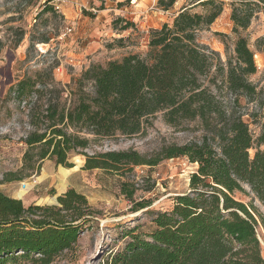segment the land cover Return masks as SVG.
Masks as SVG:
<instances>
[{"label": "trees", "instance_id": "obj_1", "mask_svg": "<svg viewBox=\"0 0 264 264\" xmlns=\"http://www.w3.org/2000/svg\"><path fill=\"white\" fill-rule=\"evenodd\" d=\"M175 1L160 0V5L168 9ZM232 2L235 29H246L260 2ZM197 6L205 7L206 12H193ZM222 11L221 0H192L172 24L152 29L149 59L130 54L106 66H91L78 79L76 89L70 88L71 96L76 97L70 104L62 98L66 88L56 84L42 83L43 89H39L35 88L38 81L26 78L13 87L17 98L32 92L51 94L40 113L43 125L31 111L34 129L24 139L23 168L32 173L41 169L46 158L73 167L69 159L72 150L85 155L86 170L120 173L176 157L198 163L190 178L191 193L178 196L171 211L157 212L151 232L130 229L127 235L131 239L107 264H264L257 235L258 227L264 230V214L234 197L236 191H244L245 183L264 205V122L255 138L235 108L241 96L253 99L259 94L249 79L258 70L254 52L247 38L239 37L235 56L224 64L219 54L197 37ZM128 27L127 23L123 29ZM258 44H264V37ZM85 81H90L92 91L85 90ZM224 91L236 96L233 104L226 102ZM260 105L264 106V101ZM159 113L174 126L199 120L207 134L201 142L164 146L152 156L134 149L85 151L101 139L144 133ZM213 138L218 139V146ZM252 148L256 149L254 156L250 155ZM14 179L22 177L5 173L0 185ZM58 202L25 206L20 198L0 188V264L15 259L17 252L37 263L50 264L77 242L96 211L87 197L73 188L60 195Z\"/></svg>", "mask_w": 264, "mask_h": 264}, {"label": "rangeland", "instance_id": "obj_2", "mask_svg": "<svg viewBox=\"0 0 264 264\" xmlns=\"http://www.w3.org/2000/svg\"><path fill=\"white\" fill-rule=\"evenodd\" d=\"M221 1L222 13L198 32V41L217 52L227 64L229 58L235 56L238 38H247L258 69L249 79L257 86L259 94L253 99L241 96L235 108L243 114L257 138L264 122V106L260 105L264 101V44H258L264 37V3L257 0L260 7L250 25L236 30L231 19L232 0ZM191 2L176 0L165 9L160 0H69L62 4L58 0H0V178L5 173L22 177L5 181L0 188L20 198L25 206L32 203L59 205L57 195L73 188L83 193L96 211L77 242L50 264H107L131 239L127 235L130 229H135L136 233L151 232L157 212L171 211L178 196L191 193L190 178L199 165L187 157H176L163 159L154 166L136 165L120 173L101 168L86 170L83 169L85 155L72 150L69 159L73 167L56 165L53 159L46 158L41 169L32 173L23 168L27 149L24 139L34 129L31 111L34 110L35 121L43 125L40 113L51 94L32 92L17 98L13 87L26 78L38 81L35 88L39 89H43L42 83L56 84L66 88L62 98L70 104L76 99L71 96L70 88L76 89L78 79L91 66H106L130 54L149 59L152 29H160L164 23L172 24L182 7ZM59 3L61 10L56 7ZM193 12L205 13L206 9L197 6ZM127 23L129 27L123 29ZM70 26L73 31L65 35ZM84 88L92 91L90 81L84 82ZM222 93L226 102L233 104L236 96L226 91ZM205 134L199 120L174 126L159 113L144 133L101 139L85 151L93 154L134 149L152 156L164 146L201 142ZM212 142L218 146L217 138ZM255 151V148L250 149V155L254 156ZM243 188L244 191H236L234 197L252 204L264 214V205L250 186L243 183ZM263 234L262 227H258L264 257ZM20 253L6 264H40L21 257Z\"/></svg>", "mask_w": 264, "mask_h": 264}, {"label": "built area", "instance_id": "obj_3", "mask_svg": "<svg viewBox=\"0 0 264 264\" xmlns=\"http://www.w3.org/2000/svg\"><path fill=\"white\" fill-rule=\"evenodd\" d=\"M61 4L62 3H67L69 0H58ZM60 3L56 5L57 9L61 10V6H60ZM75 4L78 6V7H81L80 9H82V6L78 3V2H75ZM73 31V27H67L66 31L64 32V34L66 35L68 32H72ZM59 70H61V67L58 68Z\"/></svg>", "mask_w": 264, "mask_h": 264}, {"label": "water", "instance_id": "obj_4", "mask_svg": "<svg viewBox=\"0 0 264 264\" xmlns=\"http://www.w3.org/2000/svg\"><path fill=\"white\" fill-rule=\"evenodd\" d=\"M59 196H60V195H57V197H56V201H57V203H59V202H58V197H59Z\"/></svg>", "mask_w": 264, "mask_h": 264}]
</instances>
